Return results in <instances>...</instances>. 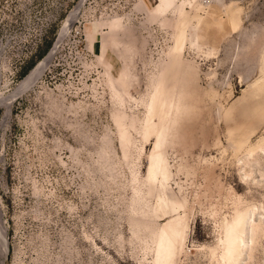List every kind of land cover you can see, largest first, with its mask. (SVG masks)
Segmentation results:
<instances>
[{
  "label": "rangeland",
  "instance_id": "374dc122",
  "mask_svg": "<svg viewBox=\"0 0 264 264\" xmlns=\"http://www.w3.org/2000/svg\"><path fill=\"white\" fill-rule=\"evenodd\" d=\"M80 1L0 0L1 58L30 57L19 82L53 49ZM136 1L88 0L35 90L12 104L8 123L6 106H0V224L9 239L5 264L152 261L131 225L138 206L135 154L124 160L113 120L115 100L105 68L97 61L102 43L97 40L91 51L87 37L93 23L124 18L133 35L122 36L120 48L127 50L137 78L129 92L140 100L156 74L155 65L173 44L175 30L172 24L146 21L135 11ZM226 1L243 9V27L249 33L255 25L264 26V0ZM145 2L150 8L157 5V0ZM248 42L240 32L217 48L203 44L185 52V60L198 66V81L178 138L167 147L170 186L185 202L182 214L191 226L176 264H225L220 258L225 222L247 209L256 211L262 227L238 264H264V122L255 108L250 109L252 116L246 113L254 97L235 103L264 78L261 65L245 58L236 61ZM107 60L118 78L125 61L112 49ZM15 88H0V99ZM130 105L138 107L133 101ZM144 111L140 104L135 108L140 116ZM154 143L153 137L147 154ZM147 154L139 166L142 177L148 170Z\"/></svg>",
  "mask_w": 264,
  "mask_h": 264
},
{
  "label": "bare ground",
  "instance_id": "6f19581e",
  "mask_svg": "<svg viewBox=\"0 0 264 264\" xmlns=\"http://www.w3.org/2000/svg\"><path fill=\"white\" fill-rule=\"evenodd\" d=\"M87 2L81 0L65 20L59 39L49 54L16 86L11 95L0 99V106H6L5 123L11 118V107L16 99L34 90L51 67L59 44L71 31ZM135 11L143 13L150 23L172 24L175 30L173 44L155 65L156 74L140 100L129 92L137 78L132 62H127V50L120 48L123 44L121 37L133 35L124 18L114 16L93 23L87 30V37L91 51H95L97 40L102 43L97 61L105 68V82L115 100L113 120L124 160L131 161L135 154L137 169L133 172V190L138 206L131 218L134 238L143 243L145 252L152 254L149 264H176L189 242L191 226L186 213L182 214L185 202L170 186L173 173L167 158V147L178 138L184 114L188 112V101L195 97L197 90L198 66L185 60L186 49L189 46V49L198 50L203 44L217 48L222 41L241 32L249 42L239 50L236 61L245 58L257 66L261 65V73H264V26L255 25V31L249 33L243 27V9L237 2L228 3L226 0H157L154 8H150L145 0H137ZM108 49L125 61L118 78L112 74L113 66L107 60ZM250 96L254 97V101L247 107L246 113L252 116L250 109L253 107L264 122V78L253 82L235 103H242ZM132 101L138 107L139 104L143 106V116L135 112L138 107H132ZM153 137L154 147L147 154V143ZM246 141H242L241 145ZM145 154L148 170L142 177L139 166ZM101 158L104 160L106 155ZM255 212L237 210L235 216L225 222L224 236L220 240V258L225 264H238L243 254L251 251L256 234L262 227L261 220L255 218ZM164 220L166 222L162 224ZM0 236V264H5L9 255V239L3 224H0ZM216 249L212 252L215 253Z\"/></svg>",
  "mask_w": 264,
  "mask_h": 264
},
{
  "label": "built area",
  "instance_id": "2783aa9c",
  "mask_svg": "<svg viewBox=\"0 0 264 264\" xmlns=\"http://www.w3.org/2000/svg\"><path fill=\"white\" fill-rule=\"evenodd\" d=\"M29 56L16 55L14 58H8L6 55L0 54V88H12L17 86L19 82V75L22 72L23 66L29 60ZM47 72V71H46ZM19 82V83H18ZM35 90V89H34ZM28 93V92H27ZM19 97L16 101L21 102Z\"/></svg>",
  "mask_w": 264,
  "mask_h": 264
},
{
  "label": "trees",
  "instance_id": "16d2710c",
  "mask_svg": "<svg viewBox=\"0 0 264 264\" xmlns=\"http://www.w3.org/2000/svg\"><path fill=\"white\" fill-rule=\"evenodd\" d=\"M42 61V60H41ZM39 63V62H38Z\"/></svg>",
  "mask_w": 264,
  "mask_h": 264
}]
</instances>
